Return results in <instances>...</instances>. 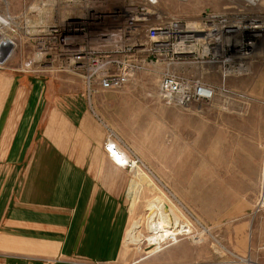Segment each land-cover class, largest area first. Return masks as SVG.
Masks as SVG:
<instances>
[{
  "label": "rangeland",
  "instance_id": "1",
  "mask_svg": "<svg viewBox=\"0 0 264 264\" xmlns=\"http://www.w3.org/2000/svg\"><path fill=\"white\" fill-rule=\"evenodd\" d=\"M68 1L0 0V22L7 21L0 25V44L12 43L1 50L8 58H0V71L53 80L63 86L59 92L63 97L75 92L104 129L105 140L112 131L124 154L142 163L135 170L123 167L128 176L123 192L128 226L138 220L141 226L124 237V262L264 264V206L259 203L264 159V0H157L156 11L189 29L203 26L208 14H219L230 32L222 43L230 46L232 73L223 83L243 98L227 94L186 108L163 103L159 68L138 73L120 90L96 87L90 92L79 77L67 73L22 71L23 64L34 59L40 39L49 45L42 32L73 11L72 5L66 6ZM200 63L193 59L173 70L198 74ZM204 78L221 83L220 77ZM254 157L260 160L256 191L248 180L249 160ZM160 204L165 206L170 231H185L173 242H160L158 248L149 242L146 217ZM133 235L141 236L139 242L127 245Z\"/></svg>",
  "mask_w": 264,
  "mask_h": 264
},
{
  "label": "crops",
  "instance_id": "2",
  "mask_svg": "<svg viewBox=\"0 0 264 264\" xmlns=\"http://www.w3.org/2000/svg\"><path fill=\"white\" fill-rule=\"evenodd\" d=\"M62 87L0 71V264H127L123 242L141 227L128 226L127 173L85 102ZM249 161L256 191L260 160Z\"/></svg>",
  "mask_w": 264,
  "mask_h": 264
},
{
  "label": "built area",
  "instance_id": "3",
  "mask_svg": "<svg viewBox=\"0 0 264 264\" xmlns=\"http://www.w3.org/2000/svg\"><path fill=\"white\" fill-rule=\"evenodd\" d=\"M69 4L73 11H67L42 32L49 45L40 39L34 59L27 60L22 71L67 73L79 77L90 92L96 87L104 91L120 90L138 73L159 68V96L167 106L186 108L193 103L208 104L227 94L243 98V94L231 92L223 83L232 73L227 56L230 46L222 43L230 34L223 15L208 14L203 26L189 29L156 11L157 0H120V5L117 0H69L66 6ZM193 59L203 64L198 74L173 70ZM206 64L211 67L205 68ZM205 75L220 77L221 83L208 82ZM114 137L109 131L104 141L107 156L129 170L142 166L136 156L122 153ZM259 203L264 206V159ZM178 235H170L166 240L173 242Z\"/></svg>",
  "mask_w": 264,
  "mask_h": 264
},
{
  "label": "bare ground",
  "instance_id": "4",
  "mask_svg": "<svg viewBox=\"0 0 264 264\" xmlns=\"http://www.w3.org/2000/svg\"><path fill=\"white\" fill-rule=\"evenodd\" d=\"M0 25L6 26L7 21L0 22ZM12 45L10 41L2 42L0 44V58L7 59L8 56L3 55L1 52L2 48H9ZM4 63V61H2ZM121 150V148H120ZM122 151V150H121ZM122 153H124L122 151ZM126 155V154H124ZM126 159V156H125ZM159 220V221H158ZM147 225L149 228V233H151V237L149 238V242L153 245H156L158 248H160V242H163L169 237L170 235H176L180 233H184L185 230L177 232L176 230L170 231V223L168 219V215L165 211V206L163 204H160L156 206L147 216ZM163 226V227H162ZM166 228L167 231H164ZM186 233V232H185ZM157 248V249H158Z\"/></svg>",
  "mask_w": 264,
  "mask_h": 264
}]
</instances>
